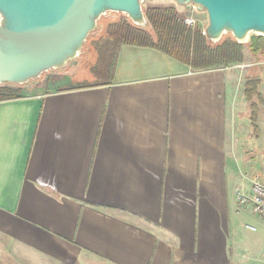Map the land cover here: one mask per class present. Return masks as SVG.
I'll use <instances>...</instances> for the list:
<instances>
[{
  "label": "crops",
  "instance_id": "1",
  "mask_svg": "<svg viewBox=\"0 0 264 264\" xmlns=\"http://www.w3.org/2000/svg\"><path fill=\"white\" fill-rule=\"evenodd\" d=\"M116 54L103 84L0 101V264H264L239 68Z\"/></svg>",
  "mask_w": 264,
  "mask_h": 264
},
{
  "label": "water",
  "instance_id": "2",
  "mask_svg": "<svg viewBox=\"0 0 264 264\" xmlns=\"http://www.w3.org/2000/svg\"><path fill=\"white\" fill-rule=\"evenodd\" d=\"M147 0H0V85L26 86L81 58L88 38L108 14H123L150 29ZM182 14L193 5L207 14V39L227 34L240 44L264 38V0H171Z\"/></svg>",
  "mask_w": 264,
  "mask_h": 264
},
{
  "label": "trees",
  "instance_id": "3",
  "mask_svg": "<svg viewBox=\"0 0 264 264\" xmlns=\"http://www.w3.org/2000/svg\"><path fill=\"white\" fill-rule=\"evenodd\" d=\"M144 7L151 25L150 29L134 25L123 14H117L116 17L107 20L101 19L98 30L91 36H98L100 45L110 40L114 49L109 53L112 54V59L111 55L106 59L103 52L97 48L96 67L99 68L96 74L105 75L102 76L103 79L94 83L95 85L105 83L113 75L116 53L123 44L155 48L196 70L229 67L243 62L242 44L233 37L223 38L218 43L209 41L201 26L193 27L185 23L184 16L171 0H147ZM248 46L253 54L264 55L263 37L253 36ZM103 60H108V63ZM35 84L38 83L26 86L2 84L0 101L21 98L24 96V88ZM84 86L88 85H80ZM258 86L259 82L255 79H247L245 82V96L250 103L251 121L255 132L258 131L259 104L263 102Z\"/></svg>",
  "mask_w": 264,
  "mask_h": 264
},
{
  "label": "rangeland",
  "instance_id": "4",
  "mask_svg": "<svg viewBox=\"0 0 264 264\" xmlns=\"http://www.w3.org/2000/svg\"><path fill=\"white\" fill-rule=\"evenodd\" d=\"M196 8V7H195ZM194 16L197 20V25L201 26L204 30L205 26L208 23L207 14L204 11H198L196 10L194 13ZM116 15L108 14L104 16L102 19H109L114 18ZM104 20V22L106 21ZM95 34V33H94ZM233 37L231 34L225 35L223 38H231ZM99 37L98 36H90L87 40V43L85 45V52L81 58L74 61L70 66L64 70V71H58V73L49 72L42 76V78L38 81H36L35 85L29 86L28 88H24L25 94H33L35 92H47L51 89H61V88H71V87H79L80 85H91L94 83H97L100 79H103L104 73L98 75L96 72L98 71V68L96 67V58L98 54V50H101L103 54L105 55L106 59L107 57H110L112 59V54H109L110 51H112L113 45L110 40H107V43H104L103 45L99 44ZM242 52L244 54L243 62L239 64H235L232 66H237L240 72V75H242L240 78H238V86L240 85V90L242 87V84L247 81V79H255L259 82L258 89L261 92V97L263 98V102L260 103V110L261 115L260 117V124H261V130H260V148H264V55H255L251 52V49L249 48L248 44H242ZM246 56V57H245ZM108 63V60H103ZM242 72V73H241ZM70 76L71 79L67 76ZM241 81V82H239ZM236 98L238 107H241L244 109L246 105H248L245 96L243 97L241 93L239 92V89L236 91ZM240 134L243 135V142L244 146H250L252 139L255 141V133L249 134L250 129L248 127H240L239 130ZM252 132V129H251ZM249 134V135H248ZM251 135V136H250ZM254 137V138H253ZM260 163L264 164V154L258 155ZM256 166L261 168V164H256ZM264 168V167H263ZM262 173H264V169L262 170ZM264 180V179H263ZM262 180V182H263Z\"/></svg>",
  "mask_w": 264,
  "mask_h": 264
},
{
  "label": "built area",
  "instance_id": "5",
  "mask_svg": "<svg viewBox=\"0 0 264 264\" xmlns=\"http://www.w3.org/2000/svg\"><path fill=\"white\" fill-rule=\"evenodd\" d=\"M196 10L195 6L191 5L182 13L185 23L189 26H198L194 16ZM238 200L242 206H250L256 214L264 218V182L260 179L253 180L250 192H239ZM247 227L252 228L248 225Z\"/></svg>",
  "mask_w": 264,
  "mask_h": 264
}]
</instances>
